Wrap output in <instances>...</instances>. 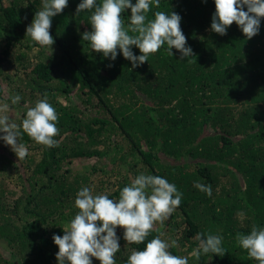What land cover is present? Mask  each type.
Instances as JSON below:
<instances>
[{
    "label": "trees",
    "instance_id": "1",
    "mask_svg": "<svg viewBox=\"0 0 264 264\" xmlns=\"http://www.w3.org/2000/svg\"><path fill=\"white\" fill-rule=\"evenodd\" d=\"M81 2L68 0L52 17L54 44L42 47L26 29L43 0H0V66L11 68L0 71V105L21 125L47 93L60 130L58 146L46 148L21 128L23 160L0 139V264H58L53 236L62 237L78 212L77 192L89 187L118 200L142 173L175 184L182 201L144 243L128 244L117 227L116 264L160 233L177 241L169 251L189 264H258L235 236L264 227V17L251 39L235 22L220 35L211 30L214 0H160L148 19L156 11L178 14L196 62L175 48L169 56L165 44L133 68L119 49L112 60L82 40L92 26L89 11L76 12ZM130 16L122 13L126 26ZM32 45L42 48L35 59L27 54ZM2 82L13 86L5 96ZM195 182L210 184L211 197ZM198 233L221 235L225 255L192 257Z\"/></svg>",
    "mask_w": 264,
    "mask_h": 264
},
{
    "label": "clouds",
    "instance_id": "2",
    "mask_svg": "<svg viewBox=\"0 0 264 264\" xmlns=\"http://www.w3.org/2000/svg\"><path fill=\"white\" fill-rule=\"evenodd\" d=\"M214 3L212 31L225 35L227 28L235 22L248 39L258 34L260 18L264 17V0H214ZM67 5L68 0H43L42 10L36 12L26 35L42 47H52L54 39L49 31L52 17ZM244 6L247 11L243 10ZM152 7L159 8L160 0H136L134 5L131 0H101L100 3L82 0L76 12L89 11L92 26L91 32L82 34V40L90 42L92 50L112 60L116 59L119 49L123 57L132 62L133 68L148 62L149 56L156 54L165 44L169 56H173L172 49L175 48L181 53V59L195 61L192 49L186 47V37L180 27L181 17L174 12L169 15L156 11L154 19H148ZM127 9L131 10V16L126 26L122 13ZM131 46H136L141 55H134ZM20 100L18 94L11 97L13 105ZM7 112L8 104L0 105V133H4L0 139L11 147L19 160L29 154L25 144L20 142L21 128L37 144L46 148L58 146L54 139L60 132L58 114L49 103L47 93L34 107L27 109L21 125L11 122ZM194 187L211 197L210 184L195 182ZM182 196L176 185L166 178L143 173L119 191L118 200L106 194L94 195L89 187L81 188L74 201L78 212L62 237L53 236L59 249L56 255L58 264H92L93 257L100 264H116L115 254L120 251L116 228L124 229L128 244L144 243L156 223L162 225L172 216L180 206ZM162 236L160 233L148 241L142 251L133 249L126 264H189L187 256L173 255L169 251L170 247L177 246V241L169 243ZM195 239L198 245L190 255L196 260L209 253L221 257L226 253L221 235L198 233ZM235 240L250 259L264 264V227L253 224L250 233H237Z\"/></svg>",
    "mask_w": 264,
    "mask_h": 264
},
{
    "label": "rangeland",
    "instance_id": "3",
    "mask_svg": "<svg viewBox=\"0 0 264 264\" xmlns=\"http://www.w3.org/2000/svg\"><path fill=\"white\" fill-rule=\"evenodd\" d=\"M30 44H32V42L29 43L28 45H30ZM41 49H42V48H39V46H35V45L30 46V48H29L28 51H27L28 57L31 58V59H35V57L38 56L39 51H40ZM10 69H11V68H10ZM10 69H3V67L0 66V71H2V70H8V71H9ZM0 76H1V73H0ZM1 86H2V88H3V92H4L3 94H4V96L6 95L5 91H8L11 87H13L12 85H10V86H8V88H7V86L5 85V82H2V83H1ZM6 104H7V103H6ZM93 262H98V260L95 259Z\"/></svg>",
    "mask_w": 264,
    "mask_h": 264
}]
</instances>
